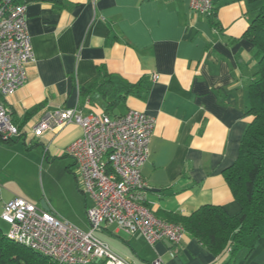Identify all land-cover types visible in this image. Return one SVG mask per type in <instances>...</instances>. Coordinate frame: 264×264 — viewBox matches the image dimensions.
<instances>
[{"label":"crops","instance_id":"crops-1","mask_svg":"<svg viewBox=\"0 0 264 264\" xmlns=\"http://www.w3.org/2000/svg\"><path fill=\"white\" fill-rule=\"evenodd\" d=\"M27 5L34 60L25 84L2 99L21 136L10 142L0 136V229L5 204L18 196L13 186L21 168L29 163L38 173L43 161L68 157L66 149L81 137L75 124L33 136L47 112L71 108L112 118L135 110L155 118L142 174L145 204L158 217H189L205 205L221 206L230 216L241 211L224 171L236 161L251 122L249 85L258 65L245 34L259 2L217 0V26L194 13L190 0H30ZM96 82H107L108 93L92 89ZM79 185L84 195L78 196L79 207L86 212L93 201ZM43 201L62 216L46 200L38 207ZM96 232L126 238L112 247ZM94 234L130 264L157 259L264 264V238L252 252L232 255L231 249L214 254L190 233L180 245L163 240L154 246L115 225Z\"/></svg>","mask_w":264,"mask_h":264},{"label":"built area","instance_id":"built-area-1","mask_svg":"<svg viewBox=\"0 0 264 264\" xmlns=\"http://www.w3.org/2000/svg\"><path fill=\"white\" fill-rule=\"evenodd\" d=\"M216 1L190 0V8L209 17ZM27 9L25 2L0 0V136L4 141L21 136L2 99L25 84L27 65L34 60ZM69 124L82 129L66 153L74 159L83 192L93 201L86 210L91 230L84 231L53 210L16 196L5 204L1 215L10 226L8 238L55 264H130L94 234L110 225L127 234H141L151 246L163 240L180 245L186 229L157 217L145 204L148 185L142 167L150 153L155 118L135 110L112 118L84 115L77 108L58 109L47 112L32 133L40 138ZM152 264L164 263L157 259Z\"/></svg>","mask_w":264,"mask_h":264},{"label":"trees","instance_id":"trees-1","mask_svg":"<svg viewBox=\"0 0 264 264\" xmlns=\"http://www.w3.org/2000/svg\"><path fill=\"white\" fill-rule=\"evenodd\" d=\"M17 1L28 3L30 0ZM248 1L260 4L257 16L245 34L254 47V58L258 65L255 79L249 85L250 107L246 114L251 117V122L241 140L236 161L224 171L233 196L241 205V211L230 216L221 206L205 205L189 217L161 218L182 225L214 254L227 249H231L232 255L243 249L252 252L256 243L264 238V0ZM215 10L209 16L212 26H217ZM107 84L96 82L92 89L107 94ZM71 169V166L67 167L68 172ZM0 264L55 263L10 240L0 229Z\"/></svg>","mask_w":264,"mask_h":264},{"label":"rangeland","instance_id":"rangeland-1","mask_svg":"<svg viewBox=\"0 0 264 264\" xmlns=\"http://www.w3.org/2000/svg\"><path fill=\"white\" fill-rule=\"evenodd\" d=\"M73 162L74 159L70 156L43 161L41 167L38 168V173L27 163L25 171L23 167L21 168V174L17 177L18 182L15 183L13 188L16 189L18 197L24 198L37 206L42 200L50 202V205L58 209L62 215L59 218L68 220L82 230L88 231L90 226L85 209L79 207L78 196L84 199V195L81 193L79 182L76 180L77 174L74 166H72L71 171H67L68 165H72ZM1 229L4 235H8L10 226L3 223ZM96 235L100 239L106 240L112 247L114 241H119L121 237L126 238L123 233L118 235L109 234V236L106 232H96Z\"/></svg>","mask_w":264,"mask_h":264},{"label":"water","instance_id":"water-1","mask_svg":"<svg viewBox=\"0 0 264 264\" xmlns=\"http://www.w3.org/2000/svg\"><path fill=\"white\" fill-rule=\"evenodd\" d=\"M41 208L44 209V210H46V211L50 209L49 206L46 204L45 201L42 202V204H41ZM166 243H168V244H170V245H173V244H171L169 241H166Z\"/></svg>","mask_w":264,"mask_h":264}]
</instances>
